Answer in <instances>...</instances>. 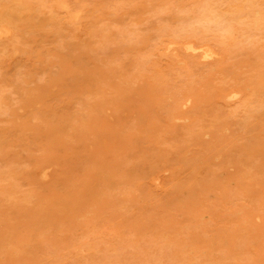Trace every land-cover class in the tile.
<instances>
[{"label": "rangeland", "instance_id": "1", "mask_svg": "<svg viewBox=\"0 0 264 264\" xmlns=\"http://www.w3.org/2000/svg\"><path fill=\"white\" fill-rule=\"evenodd\" d=\"M13 1L0 264H264V0Z\"/></svg>", "mask_w": 264, "mask_h": 264}, {"label": "bare ground", "instance_id": "2", "mask_svg": "<svg viewBox=\"0 0 264 264\" xmlns=\"http://www.w3.org/2000/svg\"><path fill=\"white\" fill-rule=\"evenodd\" d=\"M11 1H13V0H11ZM19 1H20V0H19ZM19 1H18V2H19ZM166 1H167V0H166ZM166 1H165V2H166ZM206 1H207V0H206ZM243 1H244V0H243ZM258 1H259V0H258ZM13 2H14V1H13ZM15 2H16V1H15ZM232 2H233V1H232ZM241 2H242V1H241ZM253 2H255V0H254ZM19 3H21V1H20ZM263 3H264V2H263ZM32 4H33V2H32ZM163 4H164V1H163ZM240 4H241V3H240ZM13 5H14V4H13ZM34 5H35V4H34ZM62 5H63V4H62ZM200 5H201V4H200ZM203 5H204V3H203ZM223 5H224V4H223ZM223 5H222V6H223ZM51 6H52V5H51ZM201 6H202V5H201ZM201 6H200V8H201ZM11 7H12V6H11ZM13 7H14V6H13ZM39 7H40V6H39ZM163 7H164V6H163ZM8 8H9V7H8ZM16 8H17V7H16ZM214 8H215V7H214ZM10 9H11V8H10ZM17 9H18V8H17ZM20 9H21V7H20ZM4 10H5V9H4ZM31 10H32V9H31ZM33 10H34V9H33ZM206 10H207V9H206ZM20 11H21V10H20ZM77 11H78V10H77ZM77 11H76V12H77ZM10 12H12V10H10ZM14 12H15V10H14ZM32 12H33V11H32ZM80 12H81V11H80ZM197 12H199V11H197ZM201 12H202V11H201ZM201 12H199L198 14H201ZM207 12H209V11H207ZM3 13H4V11H3ZM6 13L8 14L9 12H6ZM17 13H20V12H17ZM256 13H257V11H256ZM11 14H14V13L12 12V13H10L8 16H11ZM54 14H55V13L53 12V15H54ZM205 14H206V13H205ZM24 15H25V13L22 15V17H24ZM77 15H79V14L77 13ZM203 15H204V14H203ZM217 15H218V14H217ZM246 15H247V14H246ZM255 15H256V14H255ZM14 16H16V13H15ZM28 16H29V15H28ZM74 17H75V18H73V19H76V16H74ZM216 17H217V16H216ZM226 17H227V20H228V18H229L230 16H229V17L226 16ZM240 17H241V16H240ZM13 18H14V17H13ZM13 18L11 17V19H13ZM18 18H19V17H18ZM201 18H202V17H201ZM205 18H206V17H205ZM205 18H204V19H205ZM213 18H214V17H213ZM217 18H218V17H217ZM230 18H231V17H230ZM235 18H236V17H235ZM14 19H15V18H14ZM14 19H13V20H14ZM16 19H17V18H16ZM16 19H15V21H16ZM20 19H21V18H20ZM20 19H18V20H20ZM55 19H56V18H55ZM187 20H188V19H187ZM187 20H186V21H187ZM199 20H200V19H199ZM199 20H197V21H199ZM202 20H203V19H202ZM202 20H200V21L202 22ZM225 20H226V19H225ZM232 20L237 21V19H236V20H235V19H232ZM238 20H240V19H238ZM246 20H247V19H246ZM15 21H14V22H15ZM189 21H190V19L188 20V22H189ZM191 21H193V20L191 19ZM195 21H196V20H195ZM197 21H196V22H197ZM230 21H231V20H230ZM257 21H258V20H257ZM263 21H264V20H263ZM178 22H179V21H178ZM183 22L186 23V24H188V23L185 22V21H183ZM196 22H195V23H196ZM238 22H239V21H238ZM16 23H18V21H17ZM190 23H191V22H189L188 25H190ZM197 23H198V22H197ZM203 23H204V22H203ZM207 23H209V22L207 21ZM220 23H222V22H220ZM228 23H230V22L228 21ZM192 24H193V23H192ZM192 24H191V26H192ZM201 24H202V23H200V25H201ZM188 25H187V27H189ZM195 25H196V24H195ZM214 25H215V24H213V25H211V26H214ZM228 25H229V24H228ZM234 25H235V24H234ZM236 25H237V24H236ZM255 25H256V24H255ZM216 26H217V23H216ZM223 26L225 27V25H222L221 27H223ZM11 27H12V26H11ZM182 27H183V25H182ZM184 27L186 28V25H185ZM195 27L197 28V27H199V26H195ZM201 27H202V25H201ZM219 27H220V26H219ZM224 27H223V28H224ZM235 27H236V26H235ZM165 28H166V27H165ZM196 28H195V29H196ZM207 28H208V27H207ZM214 28H216V27L214 26ZM162 29H163V28H162ZM195 29H194V31H195ZM8 30H9V29H8ZM196 30H197V29H196ZM200 30H202V29H200ZM200 30H199V32H200ZM215 30H216V29H215ZM215 30H213L214 33H215ZM217 30H218V29H217ZM217 30H216V32H217ZM221 30H222V28H221ZM223 30H224V29H223ZM163 31H164V29H163ZM192 31H193V30H192ZM225 31H226V30H225ZM5 32H6V31H5ZM197 32H198V31H197ZM201 32H202V31H201ZM253 32H254V31H253ZM16 33H18V32L16 31ZM167 33H168V32H167ZM187 33H188V32H187ZM190 33H191V32H190ZM193 33H194V32H193ZM3 34H5V33H3ZM7 34H8V33H7ZM96 34H97V33H96ZM184 34H185V32H184ZM184 34H183V35H184ZM205 34H207V33H205ZM220 34H221V33H220ZM5 35H6V34H5ZM18 35H19V34H17L16 36H18ZM191 35L193 36V34H191ZM199 35H200V34H199ZM250 35H252V34L250 33ZM250 35H248V36L251 37ZM6 36H7V35H6ZM61 36H62V35H61ZM184 36H185V35H184ZM201 36H202V35H200V37H201ZM213 36H215V35H213ZM252 36H254V35H252ZM127 37H128V36H127ZM193 37H196V36L194 35ZM200 37L198 36V38H200ZM211 37H212V36H211ZM211 37H210V38H211ZM216 37H218V36H216ZM220 37H221V36H219V37L216 38V39H220ZM14 38H15V37H14ZM14 38H13V39H14ZM133 38H134V37H133ZM179 38H181V37L179 36ZM201 38H202V37H201ZM206 38H207V36H206ZM213 38L215 39V37H213ZM236 38H237V40H238V39L240 38V35H239V38H238V37H236ZM184 39H185V38H184ZM191 39H192V38H191ZM195 39H197V38H195ZM203 39H204V38H203ZM207 39H208V38H207ZM214 39H211V40H214ZM216 39H215V40H216ZM244 39H245V38H244ZM248 39H249V38H248ZM254 39H255V38H254ZM254 39H253V41H254ZM11 40H12V39H11ZM215 40H214V41H215ZM12 41H13V40H12ZM14 41H15V40H14ZM196 41H197V40H196ZM199 41L201 42V41H203V40H199ZM216 41H217V40H216ZM239 41H240V40H238V42H239ZM243 41L246 42V41H248V40L245 39V40H243ZM243 41H242V42H243ZM0 42H1V41H0ZM197 42H198V41H197ZM210 42H211V41H210ZM226 42H228V41H226ZM198 43H199V42H198ZM198 43H197V44H198ZM203 43H205V42H203ZM228 43H229V42H228ZM236 43H237V42H236ZM177 44H178V43H177ZM187 44H188V43H187ZM197 44H196L195 46H197ZM199 44H200V43H199ZM184 45H185V44H184ZM234 45H235V44H234ZM236 45H238V44H236ZM201 47H203V46H201ZM231 47H232V45H231ZM231 47H229V50H230ZM234 47H235V46H234ZM17 48H18V46H17ZM106 48H107V47H106ZM173 48H174V47H173ZM187 48H188V47H187ZM232 48H233V47H232ZM170 49H171V48H170ZM185 49H186V48H185ZM235 49H236V48H235ZM201 50H202V49H201ZM233 50H234V49H233ZM24 51H25V50H24ZM263 51H264V50H263ZM263 51H262V52H263ZM261 54H262V53H261ZM200 55H201V54H200ZM174 56H177V55H174ZM214 56H215V55H214ZM208 59H209V58H208ZM254 59H255V58H254ZM261 59L264 60L263 58H261ZM256 60H257V59H256ZM259 63H260V61H259ZM262 63H263V61H262ZM254 66H256V65H254ZM252 68H254V67H252ZM213 69H214V68H213ZM262 69H263V68H262ZM250 70H252V69H250ZM258 70H259V68H258ZM260 70H261V68H260ZM217 71H218V69H217ZM248 72H249V71H248ZM251 72H252V71H251ZM260 72H262V71H260ZM249 73H250V72H249ZM249 73H248V75H249ZM250 74H251V73H250ZM259 74H260V73H259ZM257 76H258V75H256V77H257ZM230 77H231V76H230ZM235 77H236V76H235ZM238 77H240V76H238ZM238 77H237L236 79H238ZM252 77H253V76H252ZM228 78H229V77H228ZM228 78H226V79H228ZM233 78H234V77H233ZM240 79H241V78H240ZM243 79H245V78H242L241 81H240V83L242 82ZM259 79H260V78H259ZM229 81H230V80H229ZM233 81H234V79H233ZM237 81H238V80H237ZM245 81H247V79H246ZM231 82H232V81H231ZM261 82H263V81H261ZM232 83H233V82H232ZM236 83H237V82H236ZM253 83H254V82H253ZM238 84H239V83H238ZM238 84H236V85H238ZM227 86H228V85H227ZM243 86H244V85H243ZM241 87H242V86H241ZM258 87H259V86H258ZM226 88H227V87H226ZM226 88H225V90H226ZM248 88H249V87H248ZM254 88H255V87H254ZM198 89H199V88H198ZM238 89H239V88H238ZM258 89H259V88H258ZM261 89H262V88H261ZM262 90H263V89H262ZM253 91H254V90H253ZM256 91H257V88H256ZM256 91H255V95L258 93V91H257V93H256ZM263 91H264V90H263ZM263 91H262V92H263ZM118 93H119V92H118ZM236 93H237V92H236ZM239 93H241V92H239ZM263 93H264V92H263ZM251 94H254V93H251ZM251 94H250V95H251ZM259 94H262L261 91H260ZM227 95H228V94H227ZM227 95H226V96H227ZM224 96H225V95L223 94V97H224ZM226 96H225V97H226ZM247 96H248V95H247ZM1 97H3V96H1ZM213 97H214V96H213ZM248 97H249V96H248ZM246 98H247V97H246ZM249 98H251V97H249ZM249 98L247 99L248 103L251 101V100H249ZM260 98H261V96H260ZM227 99H228V98H227ZM188 100H189V99H188ZM253 100H254V99H253ZM253 100H252V101H253ZM247 101H244V102H247ZM257 101H259V100H257ZM244 102H243V104H244ZM261 102H262V101H261ZM248 103H247V104H248ZM258 103H259V102H258ZM263 103H264V101H263ZM249 104H250V103H249ZM249 104H248V106H249ZM259 104H260V103H259ZM259 104H258V105H259ZM251 105H253V103H252ZM263 106H264V104H263ZM235 107L237 108V106H235ZM245 107H246V106H245ZM257 107H258V106H257ZM259 107H260V105H259ZM244 109H245V108H244ZM248 109H249V108H248ZM246 111H247V110H246ZM248 112H249V111H248ZM250 113H251V112H250ZM185 114H186V113H185ZM181 115H182V114H181ZM179 116H180V115H179ZM167 117H168V116H167ZM249 154H250V153H248V155H249ZM251 155H252V153H251ZM253 156H254V155H253ZM248 157H249V156H248ZM249 158H250V160H251L252 157H249ZM247 159H248V158H247ZM250 160H249V161H250ZM254 160H255V159H253V162H254ZM248 165H251V164H248ZM253 168H254V167H253ZM249 171H250V170H249ZM248 174H249V173H248ZM250 175H251V174H250ZM253 175H254V174H252L251 176H253ZM247 178H248V177H247ZM77 200H78V199H77ZM260 207H261V205H260ZM259 210H261V209H259ZM263 211H264V209H263ZM257 215H258V214H257ZM251 224H252V223H251ZM256 227H257V226H256ZM252 228H253V227H252ZM236 229H237V228H236ZM248 229H249V228H248ZM250 229H251V228H250ZM256 229H257V228H256ZM238 230H239V227H238ZM245 230H247V228H246ZM247 231H248V230H247ZM257 231H258V230H257ZM251 232H252V231H251ZM237 233H238V232H237ZM255 233H256V232H255ZM245 234H247V233H245ZM253 234H254V233H253ZM248 235H249V234H248ZM263 235H264V233H263ZM234 236H235V235H234ZM239 236H243V235H239ZM250 236H251V235H250ZM252 236H253V235H252ZM255 236H256V234H255ZM261 236H262V235H261ZM232 237H233V236H232ZM239 238H240V237H239ZM246 238H247V237H246ZM251 238H252V237H251ZM254 238H256V237H254ZM233 239H234V238H233ZM243 239H244V237H243ZM249 239H250V238H249ZM231 240H232V239H231ZM233 241H234V240H233ZM236 241H237V240H236ZM242 241H243V240H242ZM248 241H249V240H248ZM230 243H231L230 245L233 246V245H232L233 243H232V242H230ZM234 243H236V242H234ZM240 243H242V242H240ZM247 243H248V242H247ZM236 244H237V243H236ZM238 244H239V243H238ZM263 244H264V243H263ZM6 246H7V245H6ZM234 246H235V245H234ZM9 248H10V246H9ZM13 248H14V247H13ZM8 250H9V249H8Z\"/></svg>", "mask_w": 264, "mask_h": 264}]
</instances>
